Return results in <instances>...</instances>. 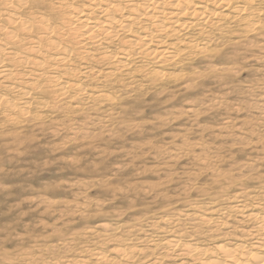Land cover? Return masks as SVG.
Masks as SVG:
<instances>
[{"label": "rangeland", "instance_id": "obj_1", "mask_svg": "<svg viewBox=\"0 0 264 264\" xmlns=\"http://www.w3.org/2000/svg\"><path fill=\"white\" fill-rule=\"evenodd\" d=\"M250 1L240 21L168 33L172 60L138 54L119 69L118 50L131 38L125 32L106 50L74 44L69 15L97 18L89 0H25L18 14L32 25L25 32L9 25L22 42L7 48L44 37L40 20L53 32L40 43V68L0 55L12 74L0 79V264H197L179 255L181 246L167 249L172 237L208 254L216 244L259 251L250 244L264 218V0ZM144 26L136 21L130 34ZM64 47L58 73L48 58ZM105 52L110 61L100 59ZM87 67L97 73L84 80ZM56 75L69 83L62 91ZM5 100L29 103L21 113Z\"/></svg>", "mask_w": 264, "mask_h": 264}, {"label": "bare ground", "instance_id": "obj_2", "mask_svg": "<svg viewBox=\"0 0 264 264\" xmlns=\"http://www.w3.org/2000/svg\"><path fill=\"white\" fill-rule=\"evenodd\" d=\"M13 1L14 0H0V6L6 9L5 10L6 12L5 22H7L8 24L7 26L6 24L0 25V55L3 54L2 57L4 58L6 57L7 60L8 58L17 59V61H19L18 65L19 64L22 65L23 63L24 65L29 64L30 67L28 68H31V69L40 68L42 65H44V61H45L44 59L45 55H43L44 53H42L43 50L40 47V43L42 42V39L45 40L50 37V35L53 32V29L49 25H45L46 24L45 21L40 20V27L45 32V33L43 32L45 34L44 37L40 36V37L35 38L34 40H31V41L29 40V44H31V46L30 48L24 47V50H20L16 48L14 50L12 47L7 48L8 45L14 46V47L19 46L21 45V42H22V40H20L16 35H14L12 30L7 29L9 25H18L19 30L21 29V31L23 32L28 31V29L30 30V25H32L29 21L25 19L22 20L18 14L19 8L25 4V0H15L14 3ZM117 1L118 0H89V3H88V0H87V3L89 4L91 10L96 11L97 12L96 16L98 17L91 18V13L84 12L83 10H80V11L78 10L76 12H74L75 10L74 11L72 10L71 11L72 13L69 15L70 16L69 19H71L72 21V23H69V26L72 27V29L69 30V32H71L73 36L72 38L74 39L73 40L74 44L78 45V47L81 49H85L87 44H90V45H93L94 47L101 46L102 49L106 50L108 46L103 47L102 45L104 44L109 45L108 43L116 36L118 32H122V33L125 32L126 34L130 35L131 38L124 40L122 42V45L120 44L121 48L118 50V53H117L119 56V60L117 61L116 67L119 69L125 68V66L127 65V61H129L132 57H134V55H138V54H143L146 57L147 56L151 57L152 61L157 64L168 62L172 60L173 58H175L176 56V54L173 53L174 51L173 52L169 51V49L171 50V48H168L165 46L166 41H164V39L168 33L175 34V35L177 34L178 36H181V35L184 36L186 33L185 31L189 29V26L199 27L200 28L199 31L201 32L204 29L203 28L204 25L214 26V24L215 25L218 24L222 19H226L227 17L229 18L232 17L240 21L243 15L248 13L247 6L252 4L250 0H124L123 6H121L120 4H118ZM89 6L87 5V7ZM9 7L12 10H8L7 8ZM125 10H127L128 12L125 13ZM250 10L252 9L250 8ZM2 14H5V13H2ZM136 21H143L145 23V26L142 27L143 29L142 32L138 33V35L136 36H132L130 34L131 33L130 27L132 24L136 23ZM74 22L76 24H74ZM254 25H257V24L249 23V31H251L250 29L253 28ZM244 27L248 28L247 25L243 26V28ZM153 31H156L158 33V36L155 37V35L153 34ZM249 31L247 32L249 33ZM178 36L175 39L176 43L180 42V38H178ZM27 42L28 40L25 43ZM49 42H50L49 44L54 47L53 49L57 50L60 48L58 42L57 43L53 41H49ZM63 50L64 51L62 53L50 55L48 58L51 61V67L57 70L58 73L60 72L61 68H63V65L66 63L68 59L67 57L69 55L67 54L68 50L66 47H64ZM180 51H184V50H180ZM83 53L85 55H88L87 51H83ZM99 57L102 61H108V60L110 61L111 59V57H109L107 52L103 53ZM92 68L87 67V68L81 69L82 71L81 76L82 78H84V80L87 79L92 74L95 75L97 73ZM10 69L11 68L8 69L6 67L0 66L1 81L9 80V78L12 75ZM63 71L64 73L67 74L70 70H68V68L67 69L64 68ZM29 73H30V69H29ZM35 73H36L35 74L36 76H40V74H38L37 72ZM105 74L107 77H110L111 75H113V73L111 72H106ZM57 76L58 75L53 77V79L55 78L53 80V83H55L57 90L62 91L63 89L66 88V85L68 82L59 83V80L61 78ZM12 84H13L12 82H9L6 88H9V89L16 88ZM18 87L20 86L18 85ZM71 87L73 89L74 87L77 88L78 91L83 90L82 84L70 83V89ZM33 89L35 90V88ZM10 91L8 90V92ZM24 94H27V92L24 91ZM24 94L22 93L21 95H24ZM25 98L26 96L24 97V99ZM17 99H19V97ZM5 101L7 103L8 109L16 108L21 113H24V110H26L25 109L26 104L29 103V102L27 103V101H23L17 107L16 104L8 102L7 100ZM14 114L15 113H13L12 116H14ZM261 219H262L261 220L262 224L261 225L259 224L257 226V229H259L260 232H262V235L260 236L259 239L257 238V240H254L253 244H250V246L255 245L254 247L257 248L256 250H259V251L246 250L247 252L246 251L243 252L240 249L244 248L245 245L241 243L234 245L235 246L234 248L225 246V244L224 245L216 244L211 249V253L208 254L209 252L206 250V248L200 247L199 245L197 246L196 244L185 243V245L184 244L180 245L179 240L176 237H172L171 239H168L167 241L164 242V244L167 247V249L177 248L181 246L182 249L180 250L179 255H182L185 258L196 256L197 257L196 259L198 260V262H196L197 264H264V218L262 217ZM95 252L96 253L94 254V257L96 258V260L98 262L104 261V253L97 252V251ZM124 254H125V251L123 249L115 250V255L119 257L123 256ZM207 254L208 256L206 257Z\"/></svg>", "mask_w": 264, "mask_h": 264}]
</instances>
